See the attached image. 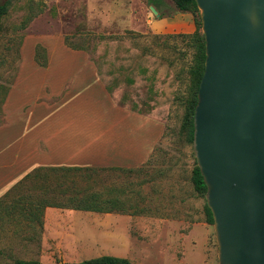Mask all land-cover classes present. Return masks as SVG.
<instances>
[{
    "label": "rangeland",
    "instance_id": "1",
    "mask_svg": "<svg viewBox=\"0 0 264 264\" xmlns=\"http://www.w3.org/2000/svg\"><path fill=\"white\" fill-rule=\"evenodd\" d=\"M9 1L0 18V126L24 40L62 35L89 54L120 105L162 120L166 130L136 168L26 176L0 199V264L102 255L131 264H219L206 196L192 181L196 157L185 120L198 55L193 35L202 31L197 13L174 0ZM84 194H99L105 210L74 209Z\"/></svg>",
    "mask_w": 264,
    "mask_h": 264
},
{
    "label": "water",
    "instance_id": "2",
    "mask_svg": "<svg viewBox=\"0 0 264 264\" xmlns=\"http://www.w3.org/2000/svg\"><path fill=\"white\" fill-rule=\"evenodd\" d=\"M195 1L206 60L193 147L219 264H264V0Z\"/></svg>",
    "mask_w": 264,
    "mask_h": 264
},
{
    "label": "crops",
    "instance_id": "3",
    "mask_svg": "<svg viewBox=\"0 0 264 264\" xmlns=\"http://www.w3.org/2000/svg\"><path fill=\"white\" fill-rule=\"evenodd\" d=\"M38 44L47 66L35 59ZM21 55L0 126V199L40 167L123 169L150 159L166 125L120 105L85 50L39 35L24 40Z\"/></svg>",
    "mask_w": 264,
    "mask_h": 264
},
{
    "label": "trees",
    "instance_id": "4",
    "mask_svg": "<svg viewBox=\"0 0 264 264\" xmlns=\"http://www.w3.org/2000/svg\"><path fill=\"white\" fill-rule=\"evenodd\" d=\"M9 2H10L9 0H7L4 3L0 2V18H2L3 16L7 14ZM174 2L176 3L177 7L181 11H193L197 13V15L199 16L198 27L199 29H202L200 10L195 0H174ZM193 36L197 42L198 55H197L196 65L194 66L193 71H192L193 76H194L193 90H192V94H191V97L188 103L186 117H185L187 128H188V138L191 143H193V139H194V114H195V108L198 102V90H199L201 78L205 70V60H206V42H205L204 33L202 31H199V32H196ZM67 45L69 46V44ZM70 47L76 48L71 45ZM41 51L44 53V55L41 53ZM36 60L39 64L43 66L48 65L46 49L40 44L37 46V49H36ZM45 170L53 171L57 173L59 172L62 173L65 171H76L80 173L82 172L86 173L88 171L104 170V168L81 167V166L40 167V168L35 169L34 172L45 171ZM192 181H193L194 188L198 192V194L202 196H206L208 188L204 181V177L200 171V168L197 164V161L193 168ZM99 197H100L99 194H92V195L84 194L83 196L77 199L74 198L75 200H77V203L76 204L74 203L72 207L74 209L104 211L105 205L98 203L99 202L98 200L100 199ZM74 199H72V201H74ZM205 211H206L207 221L210 224H213L214 223L213 214L207 203L205 205ZM16 264H44V263H41L38 261L19 260L16 262ZM50 264H131V262L126 258H122L118 256L102 255L98 258L86 259L81 262L56 261Z\"/></svg>",
    "mask_w": 264,
    "mask_h": 264
}]
</instances>
